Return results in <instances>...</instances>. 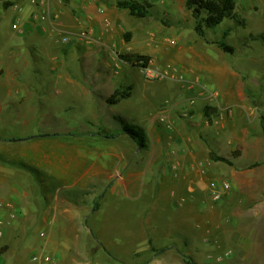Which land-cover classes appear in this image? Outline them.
Listing matches in <instances>:
<instances>
[{
  "label": "crops",
  "instance_id": "1",
  "mask_svg": "<svg viewBox=\"0 0 264 264\" xmlns=\"http://www.w3.org/2000/svg\"><path fill=\"white\" fill-rule=\"evenodd\" d=\"M31 1L0 0L5 11L18 13L15 22L21 23L18 33L24 36V42L12 46L8 54L1 51L5 58L0 89L11 90L16 97L0 104V115L31 124L35 109L24 106L34 98L33 87L13 59L22 57V47L35 51L36 44L53 32L77 35L75 45L87 53L88 66L90 57L101 58L99 68H89L87 78L103 91L101 103L109 110L102 131L82 125L79 131L66 128L26 139L0 137V202L6 205L0 209V264H113L109 258L115 259L116 253L107 248L109 238L128 233L124 222L129 217L138 222L128 233L139 245L133 253L135 264H264V102L221 100L220 92L229 90L217 87V93H211V86H203L192 88L197 99L186 111L178 112L175 105L157 111L133 87L127 88L128 97L109 103L122 90L114 78L121 65L129 64L120 55L138 52L132 42L116 34L122 27L127 35L134 33L124 18L126 10L116 7L121 0ZM148 34L142 37L150 44L155 36ZM146 47L140 46L139 53L151 56L160 48ZM200 52L205 65L215 60ZM193 53L194 49L187 52L191 64L187 70L195 75ZM203 68L208 75L214 70ZM53 91L59 98L69 92L90 101L91 95L73 73L59 74ZM9 105L12 112L5 110ZM206 107L211 108L209 115ZM229 107L232 115L221 119ZM97 109H89L88 120L99 119ZM48 119L45 123H50ZM129 119L144 130L147 143L134 140L125 127L111 128L113 120L126 126ZM212 154L229 163L214 161ZM33 174L43 194L37 192ZM214 181L231 186L220 203H214L210 194ZM122 202H129L124 212H112L110 208ZM161 214L166 219L158 217ZM167 219L169 230L158 229ZM174 233L183 240L171 246L157 243L158 237ZM89 235L101 245V259L82 263L74 257L73 263L68 262L71 244L64 238ZM228 252L232 254L226 257ZM219 257L224 259L218 261Z\"/></svg>",
  "mask_w": 264,
  "mask_h": 264
},
{
  "label": "rangeland",
  "instance_id": "2",
  "mask_svg": "<svg viewBox=\"0 0 264 264\" xmlns=\"http://www.w3.org/2000/svg\"><path fill=\"white\" fill-rule=\"evenodd\" d=\"M132 1L145 4L148 7L149 14L146 18L139 19L131 16L129 11H124L126 12L124 18L127 20L128 26L134 30L130 42L135 46L138 54H140V46H147V49H153V46H159L160 48L156 49L157 51L151 55L152 62H150L148 69L152 70V78L146 76L148 70L129 64L121 65L119 76H116L114 80L116 81L118 77L122 90L133 87L135 92H140V95L148 97L157 111H160V109L169 110L174 105V109L178 112L186 111L191 106V100L197 99V94L192 91V88L196 90L198 88L203 89V86H207L209 89L211 86V93H217V87L229 90L230 92H220L221 100H225V97L229 101L264 102V0H236L235 12L238 19L244 21L245 24L240 25L234 20L227 19L215 29H205L204 38L199 37L196 33L195 21L191 13L185 8V0ZM16 15L18 13L14 9L5 11L0 5V67H2L1 63L5 58L1 51L8 50L5 51L8 54L12 46L24 42V36H21L13 26ZM202 16L205 17L206 14ZM227 31L228 34L225 35ZM146 33L155 36L154 42L146 43L145 38L142 37ZM116 34L126 42L125 36L128 33H125L123 27L118 29ZM64 38L68 39L67 43L63 42ZM77 38V35L53 32L51 37L44 36L42 42L36 44L35 51H27V48L22 47V57H14L15 64L22 69L21 74L26 83L33 87L34 98L30 99L29 103H25L24 107H33L35 113L31 124H22L20 117L11 119L10 115H0V137L10 138L12 136L26 139L40 134L61 133V131H66V128L79 131L82 125H87L91 130L102 131L100 127L101 124L105 123V116L109 107L103 108L101 103V97L104 95L103 91L96 90L90 82L92 79L87 78L89 68L93 69L94 66L99 68L101 58L96 56L97 61H95L94 58L90 57L89 61H92L93 66L91 64L88 66L87 53L80 51L75 45L74 41ZM210 40L216 43L224 42L233 47L234 52L226 53L217 44L214 46L215 43L213 42L207 45L206 42ZM124 47L130 49L129 44H125ZM192 48L197 61H195V65L198 68L195 75L187 70L191 65L189 59H187V52L193 51ZM200 51L215 59L205 62L210 70L214 69L209 75L205 73L206 69L203 68L206 65L200 60L202 57ZM253 58L260 66L257 69L258 71L255 69L254 64L257 63ZM216 69L217 71H215ZM66 72L75 75V79L91 95L90 101L81 99L80 95L76 93L66 92L67 94L60 98L55 95L53 86L57 85V76L59 74L65 75ZM2 73L4 71L0 70V75ZM3 77H6V75ZM8 92L5 91V88L0 89L1 105L4 102L14 101L16 95L10 94L11 90ZM213 98H217L219 101V96H213ZM89 109L100 111L99 119L96 120L97 124L92 119L88 120L87 117L92 116ZM5 110L13 111L10 105ZM122 111L124 115L129 117V112ZM48 113L52 114L49 119L42 118L43 115H48ZM45 119H48L50 123H45ZM93 122L94 124H91ZM112 122L114 123L111 125L113 129L114 127L115 129L125 127L123 122H115V120ZM126 122V126L137 135V141L148 142L144 130L136 124L135 119H129ZM54 128L55 130L52 131ZM117 133L119 132L117 131ZM33 177V182L38 187L37 192L43 194L41 193L43 189L38 176L33 174ZM47 183L51 184L49 181ZM128 204L129 202H122L120 206L117 204L110 209L112 212H124V207H127ZM136 214V218H140L138 213ZM158 217L166 219L162 214ZM129 218L128 221L124 222L126 225L125 231L128 233L134 228L136 229L138 224L134 221V218ZM168 221L169 219L159 223L158 229L162 228L168 231ZM128 233L124 235L116 234L109 238L110 243H108L107 248L116 253L115 259L108 257L113 264H135L137 261L133 253L139 245L136 247ZM57 239L54 238L55 241ZM64 239L71 244V253L67 255L68 262L73 263L74 257L76 262L82 263H95V261L101 259L98 255L102 251L101 245L95 241L93 236ZM181 240H183V236L174 233L158 237L157 243L163 246H171L172 243H178ZM145 248L146 246H140L139 249ZM180 249L184 251L186 246L182 244ZM144 256L146 257L147 254H144ZM147 260H149V257H147Z\"/></svg>",
  "mask_w": 264,
  "mask_h": 264
},
{
  "label": "trees",
  "instance_id": "3",
  "mask_svg": "<svg viewBox=\"0 0 264 264\" xmlns=\"http://www.w3.org/2000/svg\"><path fill=\"white\" fill-rule=\"evenodd\" d=\"M116 7L120 10L129 11L131 16L139 19L146 18L149 14L148 7L145 4H140L132 0L119 1ZM185 8L191 13L195 21V31L201 38L205 37V29H215L227 19L234 20L240 25L245 24L244 21L238 19L237 13L235 12L236 0H185ZM203 14H206V16L203 17ZM227 34L228 31L225 32V35ZM131 37L132 34L125 36L126 42H130ZM215 44L226 53L234 52V48L224 42ZM120 58L140 69L149 68L150 62L152 61L151 56L138 53H123L120 55ZM128 96L127 90H117L109 99V103H114L117 98H126ZM210 110V107H206L205 111L208 115ZM214 112H216V109H214ZM124 131L137 141V135L128 126H125ZM106 135L108 136V134ZM212 159L214 161L229 163L225 158L215 154H212Z\"/></svg>",
  "mask_w": 264,
  "mask_h": 264
},
{
  "label": "built area",
  "instance_id": "4",
  "mask_svg": "<svg viewBox=\"0 0 264 264\" xmlns=\"http://www.w3.org/2000/svg\"><path fill=\"white\" fill-rule=\"evenodd\" d=\"M31 2H32L33 4L36 3L35 0H32ZM13 26H14V28H15L18 32H20L21 28H20V24H19V22H15ZM63 42H64V43H67V42H68V39H67V38H64V39H63ZM144 70H148L146 76H148L149 78H152V77H153L152 70H150V69H148V68H147V69H144ZM193 103H194V100H191V104H193ZM222 113H223V114H221V119H223L224 114H226L227 116L232 115V113H233V109L230 108V107H229V108H226L225 110L222 111ZM186 116H187V115H186ZM209 190H210V194H211V197H212L213 202H214V203H220V202L223 201L224 197H225V196L228 194V192L231 190V186H230L229 183H225V182H223V183H219V182H217V181H214V182H211V183H210V185H209ZM5 207H6V205H5L3 202H0V209L5 208ZM0 224H1V222H0ZM231 254H232L231 252H228V253L226 254V257L229 256V255H231ZM223 259H224V257H219V258H218V261H222ZM46 260L48 261L49 258H46Z\"/></svg>",
  "mask_w": 264,
  "mask_h": 264
}]
</instances>
